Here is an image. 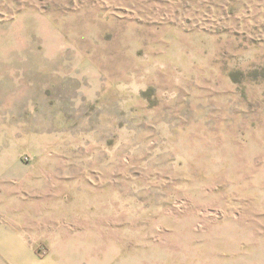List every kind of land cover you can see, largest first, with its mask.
<instances>
[{"label":"rangeland","instance_id":"1","mask_svg":"<svg viewBox=\"0 0 264 264\" xmlns=\"http://www.w3.org/2000/svg\"><path fill=\"white\" fill-rule=\"evenodd\" d=\"M19 214L87 264H264V0H0Z\"/></svg>","mask_w":264,"mask_h":264},{"label":"crops","instance_id":"2","mask_svg":"<svg viewBox=\"0 0 264 264\" xmlns=\"http://www.w3.org/2000/svg\"><path fill=\"white\" fill-rule=\"evenodd\" d=\"M12 220L0 221V264H87L90 260L89 256H78L74 247H68V254L63 256L55 255L56 247L43 255L27 235L28 216L19 214Z\"/></svg>","mask_w":264,"mask_h":264}]
</instances>
